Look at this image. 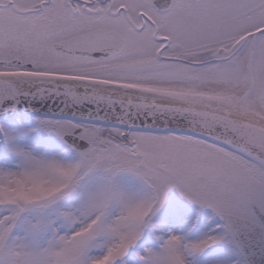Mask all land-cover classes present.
I'll list each match as a JSON object with an SVG mask.
<instances>
[{"label":"snow or ice","instance_id":"1","mask_svg":"<svg viewBox=\"0 0 264 264\" xmlns=\"http://www.w3.org/2000/svg\"><path fill=\"white\" fill-rule=\"evenodd\" d=\"M0 264H264V0H0Z\"/></svg>","mask_w":264,"mask_h":264}]
</instances>
